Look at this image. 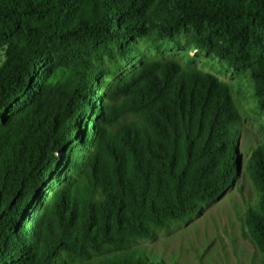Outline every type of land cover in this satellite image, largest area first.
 I'll use <instances>...</instances> for the list:
<instances>
[{"label":"trees","instance_id":"trees-1","mask_svg":"<svg viewBox=\"0 0 264 264\" xmlns=\"http://www.w3.org/2000/svg\"><path fill=\"white\" fill-rule=\"evenodd\" d=\"M195 47L264 110V0H0V264H165L138 245L239 172L230 83L156 54ZM264 255V141L245 162Z\"/></svg>","mask_w":264,"mask_h":264},{"label":"rangeland","instance_id":"rangeland-1","mask_svg":"<svg viewBox=\"0 0 264 264\" xmlns=\"http://www.w3.org/2000/svg\"><path fill=\"white\" fill-rule=\"evenodd\" d=\"M157 57L177 59L184 68H198L230 83L240 111L239 172L235 183L219 200L205 205L191 218L173 223L138 245L158 255L165 264H264L250 230L246 210L258 202V193L245 162L264 141V110L255 100L248 74L195 47H185ZM0 52V62L2 61Z\"/></svg>","mask_w":264,"mask_h":264}]
</instances>
